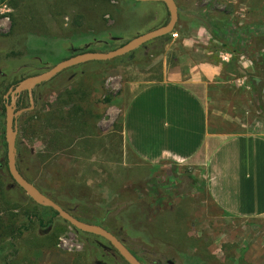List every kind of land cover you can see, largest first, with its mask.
Masks as SVG:
<instances>
[{
  "label": "rangeland",
  "instance_id": "1",
  "mask_svg": "<svg viewBox=\"0 0 264 264\" xmlns=\"http://www.w3.org/2000/svg\"><path fill=\"white\" fill-rule=\"evenodd\" d=\"M232 1L175 0L178 20L166 43L60 72L32 90L34 108L17 119L16 165L22 176L82 221L112 231V219L123 244L143 264H264V217L224 214L209 197L202 170L193 166L161 162L151 169H133L137 160L128 150L124 153L120 134L123 102L158 80L165 63L172 67L184 55L186 35L200 32L196 45L229 65L239 56L228 36L236 28L245 34L250 25L253 38L244 44L247 54L245 47L240 52L253 63V112L264 118V49L257 52L252 41L264 37V10L236 9ZM222 15L230 23L220 30L212 31L204 22V17ZM253 17L257 22H246ZM168 20L164 4L155 2L0 0V76L5 85L16 86L74 55L114 50ZM229 87L223 91L227 100ZM21 101L19 109L28 107L26 94ZM76 120L80 127H72ZM1 171L0 264H127L107 241L76 230L51 208L33 203ZM105 218L109 226L103 224ZM20 225L27 231L12 236L10 231Z\"/></svg>",
  "mask_w": 264,
  "mask_h": 264
},
{
  "label": "crops",
  "instance_id": "2",
  "mask_svg": "<svg viewBox=\"0 0 264 264\" xmlns=\"http://www.w3.org/2000/svg\"><path fill=\"white\" fill-rule=\"evenodd\" d=\"M232 2L236 9L264 10L254 0ZM252 26L244 28L245 34L236 28L228 36L239 56L229 65L196 45L200 32L186 35L184 55L172 67L165 63L158 80L131 93L120 117L124 153L137 160L133 169L161 162L200 169L212 202L238 218L264 217V118L253 112V63L240 52L245 47L247 54L244 44L253 38ZM263 38L258 35L256 44L252 39L259 53Z\"/></svg>",
  "mask_w": 264,
  "mask_h": 264
},
{
  "label": "water",
  "instance_id": "3",
  "mask_svg": "<svg viewBox=\"0 0 264 264\" xmlns=\"http://www.w3.org/2000/svg\"><path fill=\"white\" fill-rule=\"evenodd\" d=\"M139 3H163L166 7L169 20L168 22L152 31L145 34L139 35L132 40L126 42L122 46L108 51V52H84L74 55L68 59H65L58 64L54 65L42 74L35 75L23 79L13 89H9L4 95V98L11 97L9 104L5 105V129H4V140L6 144V165L9 175L13 182L37 205L42 207L51 208L56 212V216L68 223L71 227L76 230L98 236L107 241L113 249L123 258L127 264H143L131 251L111 232L105 228L84 222L72 214L64 210L61 206L55 203L52 199L41 193L36 186L25 179L19 172L16 165V140H17V119L24 113L29 112L34 108V102L32 98V90L39 84L44 83L52 79L60 72L74 67L79 64H83L91 61H109L115 58L125 56L148 42L170 35L176 26L178 20V7L175 0H133ZM28 93L29 107L17 109L16 101L17 98L23 93Z\"/></svg>",
  "mask_w": 264,
  "mask_h": 264
},
{
  "label": "trees",
  "instance_id": "4",
  "mask_svg": "<svg viewBox=\"0 0 264 264\" xmlns=\"http://www.w3.org/2000/svg\"><path fill=\"white\" fill-rule=\"evenodd\" d=\"M102 1H104V0H102ZM105 1H107V0H105ZM222 17H224V18H222ZM222 17L221 18H219V19H217L215 16H210L209 18L208 17H204V22L206 23V24H208L210 27H211V29H212V31H214V29L217 31V29H219L220 30V28H224L227 24H228V16L227 15H222ZM213 18V19H212ZM217 20H218V22H217ZM230 23V22H229ZM165 25V24H164ZM232 25V24H231ZM170 39V35H166V36H163V37H160V38H157V39H154V40H152V41H150V42H148L147 44H154V43H158V42H162V43H166L168 40ZM259 44V43H258ZM146 45V44H145ZM145 45H143V46H145ZM143 46L142 47H140V48H143ZM159 54V51L157 52V55ZM0 81H1V85H0V98H2V96L6 93V91L8 90V88H9V86H7V85H5L4 84V82H5V79H4V77H2V76H0ZM17 83V82H16ZM2 101H3V99H1ZM107 101V103L109 102L108 100H106ZM2 107H3V109H4V106L2 105ZM70 119V118H69ZM69 119L67 120V122H69ZM66 122V123H67ZM69 124H70V122H69ZM78 125L79 127H80V124L78 123V121L76 120V123H74V122H72V127H74V125ZM63 126H65L64 125V123H63ZM69 126V125H68ZM86 126V125H85ZM66 128H67V126H66ZM70 130V129H69ZM69 142H71V139L69 138ZM0 169L2 170L1 172L3 173L4 172V174H6V176H8L10 179H11V176L9 175V172H8V170H7V165H6V162L4 163V168H2V164L0 163ZM12 180V179H11ZM13 181V180H12ZM1 185H2V183H0V187H1ZM21 190V189H20ZM22 191V190H21ZM124 199V198H123ZM32 201V200H31ZM33 202V201H32ZM34 203V202H33ZM67 212H69L70 214H72V212H70L69 210H66ZM56 213V212H55ZM74 217H76V218H78V219H80L79 217H77V216H75L74 214H72ZM37 219V221H38V224L40 225V226H45L44 225V223H43V221L41 220V219H39V218H36ZM106 219V218H105ZM103 219L104 220V223L103 224H106V225H108L109 226V222H108V220L109 219ZM102 220V221H103ZM111 221H112V224H110L111 225V229H112V231H110L109 229H107L109 232H111L113 235H115L122 243H123V241L119 238V236L117 235V232L115 231V229H114V225H113V220L112 219H110ZM85 222V221H84ZM101 226H102V224H100ZM27 227H25L24 225H20V227H18V228H16V229H14V231H10V234H12V236H14L15 234H18L19 236L20 235H22L23 234V232H26L27 231ZM15 232V233H14ZM86 235H89V236H94V235H91V234H87V233H85ZM94 237H96V238H100V237H98V236H94ZM100 239H102V238H100ZM104 240V239H103ZM131 251V250H130ZM131 253L133 254V255H135L132 251H131ZM135 257H137L136 255H135ZM137 259H141V258H139V257H137ZM142 260V259H141ZM140 261V260H139ZM143 261V260H142ZM145 262V261H144ZM145 264H147L146 262H145Z\"/></svg>",
  "mask_w": 264,
  "mask_h": 264
},
{
  "label": "flooded vegetation",
  "instance_id": "5",
  "mask_svg": "<svg viewBox=\"0 0 264 264\" xmlns=\"http://www.w3.org/2000/svg\"><path fill=\"white\" fill-rule=\"evenodd\" d=\"M27 78H28V77H27ZM24 79H26V78H24ZM22 80H23V79H22ZM22 80H21V81H22ZM19 82H20V81H19ZM19 82H17V84H18ZM17 84H16V85H17ZM14 87H15V85H11V86L8 88V90L11 89V88L13 89ZM8 90H7V91H8ZM7 91H6V93H7ZM6 93H5V94H6ZM5 94H4V95H5ZM24 94H26V95H27V98H28V93H27V92H23V93L17 98V101H16V106H17V108H16V110L19 109L18 106L22 103L21 99H23ZM4 95L2 96V99H3L2 102H3V105H4V111H5V105L10 103V101H11V97H8V98L6 99V98H4ZM28 107H29V98H28ZM20 109H21V108H20ZM168 264H172V263H169V262H168Z\"/></svg>",
  "mask_w": 264,
  "mask_h": 264
},
{
  "label": "built area",
  "instance_id": "6",
  "mask_svg": "<svg viewBox=\"0 0 264 264\" xmlns=\"http://www.w3.org/2000/svg\"><path fill=\"white\" fill-rule=\"evenodd\" d=\"M62 241V240H61ZM62 242H64V241H62Z\"/></svg>",
  "mask_w": 264,
  "mask_h": 264
}]
</instances>
